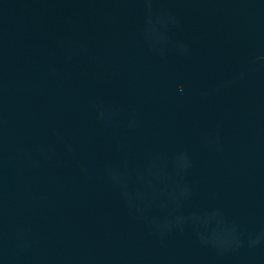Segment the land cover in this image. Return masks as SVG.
Returning a JSON list of instances; mask_svg holds the SVG:
<instances>
[{
	"label": "water",
	"instance_id": "water-1",
	"mask_svg": "<svg viewBox=\"0 0 264 264\" xmlns=\"http://www.w3.org/2000/svg\"><path fill=\"white\" fill-rule=\"evenodd\" d=\"M0 264H264V0H0Z\"/></svg>",
	"mask_w": 264,
	"mask_h": 264
}]
</instances>
